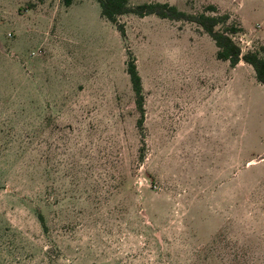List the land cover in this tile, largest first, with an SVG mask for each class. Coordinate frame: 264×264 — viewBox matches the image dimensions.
Wrapping results in <instances>:
<instances>
[{
    "label": "rangeland",
    "instance_id": "rangeland-1",
    "mask_svg": "<svg viewBox=\"0 0 264 264\" xmlns=\"http://www.w3.org/2000/svg\"><path fill=\"white\" fill-rule=\"evenodd\" d=\"M147 2L212 4L241 52L264 44V0H127ZM118 22L0 0V264H264V85L192 22Z\"/></svg>",
    "mask_w": 264,
    "mask_h": 264
},
{
    "label": "trees",
    "instance_id": "trees-1",
    "mask_svg": "<svg viewBox=\"0 0 264 264\" xmlns=\"http://www.w3.org/2000/svg\"><path fill=\"white\" fill-rule=\"evenodd\" d=\"M67 1L65 0V2ZM96 1L99 5L100 15L113 23L121 33L123 29L121 23L118 22V17L127 13H133L138 16L154 14L160 18L194 23L212 39L215 46V57L217 59L226 60L230 66H235L239 61L250 65L255 79L264 85V44L241 52L239 45L234 40V36L241 31V27L235 20L230 18L228 13L218 12L214 5L208 4L200 11L186 13L165 2H147L129 5L127 0ZM134 61V58L128 53L125 61V69L129 77L131 89L135 94L134 103L142 111L140 80ZM141 120L142 116L140 115V120L137 122L139 125ZM140 158L142 159V152H140Z\"/></svg>",
    "mask_w": 264,
    "mask_h": 264
},
{
    "label": "crops",
    "instance_id": "crops-1",
    "mask_svg": "<svg viewBox=\"0 0 264 264\" xmlns=\"http://www.w3.org/2000/svg\"><path fill=\"white\" fill-rule=\"evenodd\" d=\"M237 64H243L241 61H239Z\"/></svg>",
    "mask_w": 264,
    "mask_h": 264
}]
</instances>
